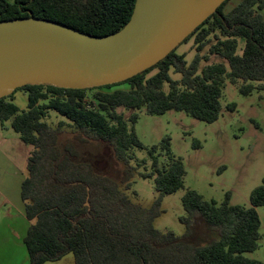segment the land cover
<instances>
[{
    "label": "trees",
    "instance_id": "1",
    "mask_svg": "<svg viewBox=\"0 0 264 264\" xmlns=\"http://www.w3.org/2000/svg\"><path fill=\"white\" fill-rule=\"evenodd\" d=\"M230 1L182 43L193 40L196 54L191 63L176 49L120 84L89 90L28 85L16 90L28 96L26 111L14 103L16 92L0 100L2 127L10 121L21 141L33 148L21 190L30 223L24 238L29 264L58 262L69 254L75 264H264L245 256L259 247L257 209L264 206V186L253 191L249 208L230 205V194L218 205L188 190L180 219L186 230L179 237L154 226L163 198L184 187L186 169L173 155L171 138L149 150L150 171L138 174L133 164V150L144 149L135 131L139 111L149 116L184 112L213 124L221 116L227 80L240 85L246 96L264 90V0H241L227 11ZM135 3L0 0V21L37 18L104 37L129 23ZM213 57L220 61L211 62ZM172 73L180 79H173ZM50 112L66 120L54 126ZM92 143L113 152L119 163L113 174L82 158L80 147ZM137 175L153 179L159 192L148 209L128 195Z\"/></svg>",
    "mask_w": 264,
    "mask_h": 264
},
{
    "label": "rangeland",
    "instance_id": "2",
    "mask_svg": "<svg viewBox=\"0 0 264 264\" xmlns=\"http://www.w3.org/2000/svg\"><path fill=\"white\" fill-rule=\"evenodd\" d=\"M240 2L231 0L226 10H232ZM262 14L264 17V10ZM177 54H186V60L191 63L196 54L193 40L181 44ZM218 61L215 57L211 58V62ZM172 77L179 80L181 76L172 73ZM13 101L20 111L27 110L26 93L16 92ZM221 104V116L213 124L197 120L184 112L169 111L162 116H149L144 110L138 112L135 131L144 146V149L133 150L136 157L133 164L139 167L138 174L151 170L149 150L159 145L166 136L171 138L173 155L182 159L186 169L184 187L163 198L162 214L154 222L160 232H173L179 237L185 234L186 229L180 219L185 216L183 197L188 190H194L204 200L214 201L218 205L224 203L227 194H230V205L249 208L253 191L264 186V90H255L246 96L240 92V85L227 80L223 85ZM230 105H235L234 111L229 109ZM120 112L127 117L131 114L123 109ZM50 117L49 123L54 126L66 120L56 112H50ZM0 136L8 140L0 145V149L10 158L18 155L27 164L23 149L33 148L21 142L10 121L5 122L4 127L0 123ZM195 142L200 146L197 147ZM80 151L82 158L93 162L101 172L113 174L117 169L119 163L113 152L103 144L84 145ZM133 181L128 195L134 203L150 208L159 197L154 180L137 175ZM257 211L261 222L259 247L245 256L264 263V206ZM24 251L27 253L26 248L22 250L17 241L3 246L4 263L20 262ZM46 264H75V259L73 254H69L58 262Z\"/></svg>",
    "mask_w": 264,
    "mask_h": 264
},
{
    "label": "water",
    "instance_id": "3",
    "mask_svg": "<svg viewBox=\"0 0 264 264\" xmlns=\"http://www.w3.org/2000/svg\"><path fill=\"white\" fill-rule=\"evenodd\" d=\"M226 1L136 0L129 23L104 37L37 18L0 21V100L28 85L89 90L128 81L163 61Z\"/></svg>",
    "mask_w": 264,
    "mask_h": 264
},
{
    "label": "crops",
    "instance_id": "4",
    "mask_svg": "<svg viewBox=\"0 0 264 264\" xmlns=\"http://www.w3.org/2000/svg\"><path fill=\"white\" fill-rule=\"evenodd\" d=\"M7 141L6 138L0 136V145ZM31 151L23 149V158L27 157V164H25L18 155L10 158L0 149V264H5L3 246L9 245L12 241H17L22 250L24 247L26 248L24 238L30 223L26 217L21 190L28 175V158ZM27 254L28 252L24 251L20 262L9 264H29V255Z\"/></svg>",
    "mask_w": 264,
    "mask_h": 264
}]
</instances>
